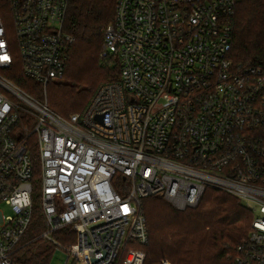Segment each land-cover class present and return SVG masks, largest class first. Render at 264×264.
I'll return each mask as SVG.
<instances>
[{"label": "built area", "instance_id": "obj_1", "mask_svg": "<svg viewBox=\"0 0 264 264\" xmlns=\"http://www.w3.org/2000/svg\"><path fill=\"white\" fill-rule=\"evenodd\" d=\"M69 1L8 0L21 71L44 90L62 79L74 41L64 29ZM238 2L116 0L101 55L117 62L118 78L67 117L0 74V203L10 210L0 209V264H18L33 214L32 148L41 236L74 264H143L131 247L120 258L128 242L148 241L142 199L184 210L207 187L253 214L232 264H264V65L231 58ZM13 62L0 17V70ZM62 228L74 233L67 247L51 236Z\"/></svg>", "mask_w": 264, "mask_h": 264}, {"label": "trees", "instance_id": "obj_2", "mask_svg": "<svg viewBox=\"0 0 264 264\" xmlns=\"http://www.w3.org/2000/svg\"><path fill=\"white\" fill-rule=\"evenodd\" d=\"M4 2L0 0V5ZM115 3L116 0L69 1L64 29L74 41L67 53L63 75L66 82L53 81L47 85V102L54 112L67 117L73 112L84 111L102 83L118 78L117 62L101 55L103 29L113 18ZM231 58L236 64L264 65V0H239ZM20 64V58L15 59L7 69L9 78L30 93V89L39 84L30 81L28 85L29 78L22 73ZM90 66L91 71L83 74ZM23 125L24 122L20 127ZM29 142H33V137ZM31 155L35 175H39L35 148ZM142 207L148 241L145 245L128 242L120 258L131 247L145 253L143 264H154L163 258L172 264H232L231 255L246 236L253 219L250 209L237 196L210 187L205 189L194 208L178 210L159 195L143 198ZM44 229L41 207L34 206L31 221L13 255L16 263L47 264L50 249L40 244ZM52 234L67 245L75 240L74 233L67 228Z\"/></svg>", "mask_w": 264, "mask_h": 264}, {"label": "rangeland", "instance_id": "obj_3", "mask_svg": "<svg viewBox=\"0 0 264 264\" xmlns=\"http://www.w3.org/2000/svg\"><path fill=\"white\" fill-rule=\"evenodd\" d=\"M0 16L2 18L3 24L4 26L7 28L8 32H9V39H10V47H11V52L14 58L17 60L18 58H20L19 56V51H18V47L15 41V36H14V22H13V18H12V11H11V7L9 5L8 0H5L4 4L0 5ZM67 60V59H66ZM88 64H90L88 62ZM21 65V64H20ZM91 65V64H90ZM68 66V65H67ZM66 66V67H67ZM113 67V65L111 66ZM91 66L87 67L86 69L83 70V74H87L89 73L91 70ZM74 71V70H73ZM9 73L7 72V69H2L0 70V74L3 75L4 77L8 78L10 81H12L9 78ZM34 82L33 80L29 79V81L27 82L28 85L31 84V82ZM57 81H61L62 83L66 82L65 76L62 77V79L57 80ZM54 81V82H57ZM13 82V81H12ZM14 83V82H13ZM49 86L46 87V89L44 90V87L39 85L36 87H33L30 89V93L32 96H34L38 101H45L47 99V94L49 91ZM23 89V88H22ZM27 92V91H26ZM29 93V92H28ZM19 100V99H18ZM19 103L21 105L24 106H28L33 112H36V109L34 107H31L30 105H27L25 102H23L22 100H19ZM117 184H123V180L122 178H118L117 180H115ZM33 191H32V197H33V201H34V206H38L40 207V201H39V195H40V187H41V181H40V177L38 174H36L33 178ZM204 193L202 194V196L200 197L198 203L200 202L201 198L203 197ZM146 203V202H145ZM170 203V202H169ZM198 203L196 205H198ZM171 204V203H170ZM173 207H175L173 204H171ZM195 205V206H196ZM195 206L191 207L194 208ZM176 208V207H175ZM190 208V207H188ZM0 209L3 210L6 213H9V207L4 204V203H0ZM178 209V208H176ZM180 210V209H178ZM51 236L58 240L59 238H57L55 235L51 234ZM43 238V237H42ZM50 240L43 238V240L40 242L41 246H45L48 248L49 250V258H48V262L47 264H74L73 262V257H68V252L65 250V248L63 247H59L57 245H53V243ZM59 242L63 245H65V247H67V243L63 242L62 240H59ZM70 245V244H69ZM133 247V246H132ZM138 250V249H136ZM154 264H159V262L154 263Z\"/></svg>", "mask_w": 264, "mask_h": 264}]
</instances>
